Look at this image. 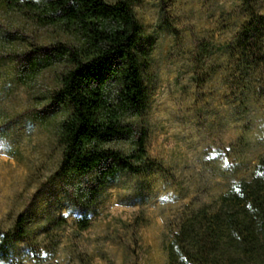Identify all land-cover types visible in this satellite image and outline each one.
I'll return each mask as SVG.
<instances>
[{"label": "rangeland", "instance_id": "obj_1", "mask_svg": "<svg viewBox=\"0 0 264 264\" xmlns=\"http://www.w3.org/2000/svg\"><path fill=\"white\" fill-rule=\"evenodd\" d=\"M251 5L264 19V0ZM131 6L144 49L146 110L137 123L151 164L83 208L76 179L59 170L58 128L69 108L51 93L61 66L21 75L23 55L70 38L0 2V228L26 217L25 235L11 242L14 264H167L164 243L184 206L248 179L264 155V68L243 75L224 48L248 17L239 0Z\"/></svg>", "mask_w": 264, "mask_h": 264}, {"label": "trees", "instance_id": "obj_2", "mask_svg": "<svg viewBox=\"0 0 264 264\" xmlns=\"http://www.w3.org/2000/svg\"><path fill=\"white\" fill-rule=\"evenodd\" d=\"M252 1L239 0L248 17L224 47L234 58L232 68L243 75L264 68V19ZM0 2L6 11L70 38L23 55L21 75L33 78L43 68L61 66L51 93L69 108L58 128L59 170L76 179L75 197L86 208L121 176L151 164L145 129L137 123L146 110L144 49L131 0ZM79 223L87 226L85 214ZM25 233L24 214L13 227L0 228V264H14L11 242ZM164 250L167 264H264V155L248 179L232 182L207 203L184 206Z\"/></svg>", "mask_w": 264, "mask_h": 264}]
</instances>
